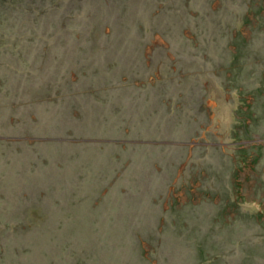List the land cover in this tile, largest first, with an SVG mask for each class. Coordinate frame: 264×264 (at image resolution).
I'll return each instance as SVG.
<instances>
[{
    "label": "rangeland",
    "instance_id": "obj_1",
    "mask_svg": "<svg viewBox=\"0 0 264 264\" xmlns=\"http://www.w3.org/2000/svg\"><path fill=\"white\" fill-rule=\"evenodd\" d=\"M0 264H264V0H0Z\"/></svg>",
    "mask_w": 264,
    "mask_h": 264
}]
</instances>
